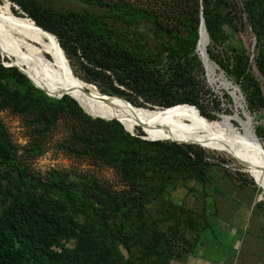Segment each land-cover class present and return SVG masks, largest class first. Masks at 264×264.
<instances>
[{"label":"trees","instance_id":"obj_1","mask_svg":"<svg viewBox=\"0 0 264 264\" xmlns=\"http://www.w3.org/2000/svg\"><path fill=\"white\" fill-rule=\"evenodd\" d=\"M13 1L39 26L58 36L66 63L73 64L76 58L91 83L98 82L105 96L125 105L139 109L174 106L168 111L205 120L218 118L221 103L207 89V67L196 46L202 16L208 30L202 38L210 57L245 92L261 91L248 58L224 46L225 25L237 18L227 8L237 0H144L143 4L81 0L97 10L62 12L38 0ZM245 8L251 19L263 23L264 0H246ZM220 44L224 48L216 53ZM7 49L4 52L15 59ZM18 67L32 80L16 66L0 61V110L12 109L33 118L43 126V135L69 114L76 121L72 135L80 143L75 152L119 168L130 188L112 192L96 182L90 194L81 196L77 185L64 178L35 177L18 161V149L0 121V264H171L193 253L195 247L181 244L176 249V243L183 237L189 242L188 231H199V235L211 227L210 221L206 214L195 216L191 209L168 203L165 182L168 173H175L207 184L211 172L206 149L194 142L149 140L141 137L143 132L134 135L118 119L92 116L68 94L46 92L36 80L46 86L50 82L36 77L27 65ZM227 98L234 103L231 96ZM260 101L264 104L262 97ZM149 176L160 182L148 186ZM219 183L213 191L225 196L219 193ZM246 187L238 186L241 201L248 205L251 200L248 206L253 204L258 215L264 202L245 199ZM218 199H214L215 214L221 216ZM154 201L161 204L157 219L147 215V205ZM236 211L232 210V216ZM197 216L204 218V224Z\"/></svg>","mask_w":264,"mask_h":264},{"label":"rangeland","instance_id":"obj_2","mask_svg":"<svg viewBox=\"0 0 264 264\" xmlns=\"http://www.w3.org/2000/svg\"><path fill=\"white\" fill-rule=\"evenodd\" d=\"M10 1L12 2L14 14L32 18L20 4L14 2L13 0ZM127 1L137 2L138 4H143L144 2V0ZM237 1V4H231L230 7L227 8V10H230L238 19L236 18L234 24L229 23L225 25L226 36L224 46H228L230 52L234 53L235 51V53L243 54L244 57L248 58L250 68L256 80L260 84V93L253 94L252 89L245 92L232 77L226 74L219 64L216 67L212 58L209 63L205 56H203V53H205L202 46L203 41L202 43L200 42L198 48L202 54H200V56L205 60V63L203 62V64L207 67V69L205 68V76L208 82L207 89H209L210 92H212L213 97L218 98L221 103V110L217 112L218 118L216 119L227 121L228 123L230 122L239 134L244 136V119L238 117L239 115L236 116L238 111L242 114V108L238 107L239 109L237 110L235 108V103L230 104L227 98V95H229L233 100V95L230 93L233 86H231V84H229L225 79V77H229L235 84L240 86L241 91L239 92V95H241L242 104H244V108H247L252 114V124L254 129L260 140L264 142V104L260 101L261 97L264 99V21L262 24L258 22L256 23L253 19H251L249 11L245 8L246 0ZM38 2L41 5L50 7L58 12L81 10L83 8L97 10V6L92 7L88 3H84L81 0H38ZM3 6V0H0V11H2V13H4ZM181 30H183V28ZM7 48L14 53L15 59L8 57V55L4 52V49ZM12 48H14L17 52L13 51ZM223 48V45L220 44L219 46H216L215 52L220 53ZM46 55L49 61L54 63L52 57L47 53ZM0 61L3 64L12 65V63H16L20 66L27 65V69L36 77L50 82L48 87L54 88L55 90H61L63 88L55 80L45 78L46 71L49 73L50 70L47 67V70H45L36 57L31 56L28 52H25L20 48H17L12 40H10L8 36L3 33H0ZM67 63L74 73L77 71L75 74L89 81L87 72L76 58H73L74 65L72 62L70 63V61ZM223 74L225 77L222 76ZM92 83L96 86L102 96L108 100H113L111 97L108 98V96H105L101 92L98 82ZM101 85L107 89L104 84ZM107 92L109 93L111 90H107ZM149 111L156 113L162 112L156 110ZM162 113L185 114L182 111L176 110H167ZM32 120L33 118L31 117L14 113L12 109L0 110V121L4 124L6 131L18 149V161L27 165L29 167V172L32 175L42 179H50L54 178V176L64 178L77 185V193L81 196H84V194H90L92 191L91 186L96 182L101 187L105 189L108 188L112 192H122L125 189L130 188V182L126 179L119 168L106 165L94 156L75 152L77 148H80V143L75 140L72 135L71 130L73 125L76 124V121L69 114H65V116L60 119L59 124L46 135L42 134L44 133L41 130L43 126L37 122H33ZM236 120L240 122L237 123ZM155 126L158 131H163L161 124L155 123ZM81 128L82 126L79 127L78 130ZM143 129L145 130V128L141 125L135 126L133 128L134 135H140V133L143 132L141 137H151L147 131L145 130V132ZM198 146L206 149L205 157L206 160L210 162L208 170L211 172V175L208 179V183H205V185L203 180H199L197 178L185 179L182 175L168 173L165 182L166 191L164 193L166 200L176 208L184 207L193 210L195 216L199 214H206L207 219L211 218L210 220L212 222H215L214 219L217 220L220 226L212 222L211 223L215 226L213 227L212 224L210 225L215 229L214 234L216 246L213 248L214 242L205 250V256L207 259H223L227 262L229 257L224 258L226 254H223V251H226L230 247H237V250H235L236 261L234 259L232 262L226 264H233L234 261L237 264H264V208L257 209L258 215H256L253 212V204L248 206L251 200L248 199V205L243 203L241 201L243 196L240 195L238 189V186L246 185L247 187L245 188L243 195L248 197L244 198L254 199V202L256 203L261 200L264 202V186L259 182L257 183V180L249 171L248 166L234 151L230 149L213 150L205 148L202 145ZM145 181L146 184L150 186L152 184L159 183L160 179L156 176H149ZM218 181L220 182L218 186H222L219 193L224 192L225 196L218 195L213 191ZM207 186L209 189L208 192L205 193V188H207ZM215 198H219L218 202L221 205L223 210L222 214L224 216L222 214L221 216L215 214ZM225 200L232 203V205L228 207L226 204L228 202ZM160 205L161 204L158 201H154L147 205V215L156 219L159 218L161 210ZM241 205H245L243 217L240 218L237 216L235 222L231 223L233 218L229 217L232 216V210L236 211L235 209L242 207ZM212 214L216 216L212 217L214 216ZM197 219L201 222V224H204V218L198 217ZM233 226L239 227L238 233L234 232L236 230L232 228ZM250 230H252V233L249 232ZM204 231L205 230L201 231L199 235V231H188L186 238L189 242L186 243L184 237L179 239L175 246L176 249L182 248L181 244H184L187 247H195V251L199 243V238L202 236ZM219 241H222V244L226 245V248L220 247ZM234 242L236 243V246L234 245ZM193 255V253L187 254L185 260L181 259L177 261H180L181 264H188L192 261L191 259L187 263L188 258L195 257Z\"/></svg>","mask_w":264,"mask_h":264},{"label":"bare ground","instance_id":"obj_3","mask_svg":"<svg viewBox=\"0 0 264 264\" xmlns=\"http://www.w3.org/2000/svg\"><path fill=\"white\" fill-rule=\"evenodd\" d=\"M9 1L3 0L4 13L0 11V33L8 36L17 48L36 57L45 70L47 68L50 70L49 73L46 71L45 78L55 80L63 87L62 89H65L63 92L73 94L87 112L118 117L130 131H133L135 126L141 125L153 139L194 141V143L208 149H230L248 166L257 183L259 182L264 186V142L260 140L257 134L256 138H259V141L256 140L252 121L243 120L245 132L244 136H241L236 128L227 121L219 119L205 120L187 114L156 113L128 106L115 100H108L99 93L93 83L81 78L70 69L62 55V45L59 39L41 29L39 24L32 18L14 14L10 10ZM203 33L204 30L201 32L199 44L203 41L202 46L205 52L203 54L210 63L211 59L205 46V40L202 38ZM46 53L52 57L54 63L49 61ZM28 75L31 77L30 74ZM36 81L47 89L57 91L38 80ZM227 82L231 84L228 80ZM233 90L234 87L230 90L232 95L234 94ZM237 100L241 108V97H237ZM153 110L162 111L163 109L153 108ZM238 115L237 112L236 116ZM155 123L162 125V132L158 131Z\"/></svg>","mask_w":264,"mask_h":264},{"label":"crops","instance_id":"obj_4","mask_svg":"<svg viewBox=\"0 0 264 264\" xmlns=\"http://www.w3.org/2000/svg\"><path fill=\"white\" fill-rule=\"evenodd\" d=\"M242 207H240L237 211H239V212H236L233 216H232V218H233V220L231 221V223L232 222H235V219H237L236 217L238 216V217H240V218H242L243 217V211H244V207H245V205L243 206V205H241ZM246 210V209H245ZM212 215H214V214H212ZM216 215H214V216H212V217H215ZM211 219V218H210ZM209 219V221H210V225L212 224V223H214V224H216V225H218V226H220L219 225V223L217 222V220H215L214 219V221L216 222H212L211 220ZM217 219V218H216ZM212 222V223H211ZM213 225V224H212ZM215 225H213V227H214ZM213 227H210V228H207V229H205V231H204V233L202 234V236L200 237V240H199V243H198V245H197V247H196V250L193 252V256H195V257H191V258H188V260H187V263H188V261H190L191 259H192V261L190 262V263H188V264H226V263H229V262H232L234 259H235V261H236V258H235V253H236V251L235 250H237V247H230V248H228L226 251H223V254H226L225 256H224V258H227V257H229V259H228V261L227 262H225L223 259H219V260H217V259H215V260H211V259H207L206 258V256H205V250L207 249V248H209L210 246H211V244H213L214 242V245H213V248H215V246H216V240H215V234H214V232H215V229L213 228ZM233 229H235L236 231H234L235 233H238V228L239 227H237V226H233L232 227ZM231 231V230H230ZM233 232V231H232ZM233 232V233H234ZM220 242V241H219ZM236 243L234 242V245H235ZM236 246V245H235ZM220 247H225L226 248V245H224V244H222V241L220 242ZM220 249H222V248H220ZM220 249H219V251H220ZM184 260H185V258H184ZM235 261H234V263H235ZM179 264L180 263V261H172V263L171 264ZM181 264V263H180Z\"/></svg>","mask_w":264,"mask_h":264},{"label":"water","instance_id":"obj_5","mask_svg":"<svg viewBox=\"0 0 264 264\" xmlns=\"http://www.w3.org/2000/svg\"><path fill=\"white\" fill-rule=\"evenodd\" d=\"M11 2V1H10ZM40 28L41 29H43L44 31H46V32H49V33H51V34H53V35H55L57 38H58V36L56 35V34H54L53 32H51V31H49V30H46L45 28H43V27H41L40 26ZM202 30H204L205 31V33H207V35H208V30H207V27H206V23H205V19H204V16H202V19H201V25H200V36H201V32H202ZM59 39V38H58ZM198 44H199V41H198ZM197 46V45H196ZM197 52H198V46H197ZM199 54V53H198ZM208 55H209V52H208ZM199 56H200V54H199ZM201 57V56H200ZM209 57H210V55H209ZM202 58V57H201ZM211 58V57H210ZM202 60H203V62L205 63V60L202 58ZM217 66H218V64L215 62V61H213ZM12 65H14V66H16L17 68H19L15 63H12ZM24 74H26L25 72H24V70L23 69H21V68H19ZM31 80H32V78L28 75V74H26ZM223 76H225L224 74H223ZM230 83H231V85L234 87V94H233V100H234V103H235V105H236V109L238 110L239 108V105H238V100H237V97H241V95H239V92L241 91L240 90V86L238 85V84H235L229 77H225ZM40 88H42V89H44L46 92H48V93H52V94H57V95H60V96H63V95H65V94H68V95H70L71 97H73L76 101H78L77 100V98L73 95V94H71V93H69V92H61V91H50V90H48V89H46V88H44V87H42V86H40V85H38ZM78 103L80 104V106H81V103L78 101ZM175 106H178V105H175ZM83 107V106H82ZM174 106H171V107H159V106H155L154 107V109H157V108H161V109H163L162 110V112L163 111H167V110H169V109H171V108H173ZM245 106H244V104H242V114H240V111H238V113H239V116L238 117H241L242 119H244L245 121L246 120H248V121H252V118H253V116H252V114L250 113V111L247 109V108H244ZM84 108V107H83ZM149 110H153V109H151V108H148ZM89 113V112H88ZM89 114H91V113H89ZM92 116H94V117H101V118H105V119H118L124 126H125V128L127 129V127H126V125L124 124V122L120 119V118H118V117H110V116H106V115H102V114H91ZM129 132H131L132 134H134V131H130L129 129H127ZM144 130V129H143ZM145 131V130H144ZM146 132V131H145ZM254 134H255V138H256V134L257 133H255V131H254ZM146 139H149V140H161V139H153V138H151V137H146ZM165 140H170V139H165ZM256 140H258L259 141V138H256ZM172 141H176V140H172Z\"/></svg>","mask_w":264,"mask_h":264},{"label":"built area","instance_id":"obj_6","mask_svg":"<svg viewBox=\"0 0 264 264\" xmlns=\"http://www.w3.org/2000/svg\"><path fill=\"white\" fill-rule=\"evenodd\" d=\"M233 264H237V263L235 262V263H233Z\"/></svg>","mask_w":264,"mask_h":264}]
</instances>
